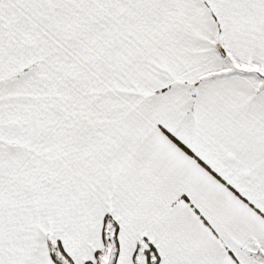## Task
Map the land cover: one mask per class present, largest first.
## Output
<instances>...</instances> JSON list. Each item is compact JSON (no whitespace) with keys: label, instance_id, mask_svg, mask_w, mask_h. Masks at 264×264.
Masks as SVG:
<instances>
[{"label":"snow or ice","instance_id":"1","mask_svg":"<svg viewBox=\"0 0 264 264\" xmlns=\"http://www.w3.org/2000/svg\"><path fill=\"white\" fill-rule=\"evenodd\" d=\"M0 264H264V0H0Z\"/></svg>","mask_w":264,"mask_h":264}]
</instances>
